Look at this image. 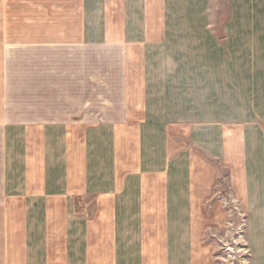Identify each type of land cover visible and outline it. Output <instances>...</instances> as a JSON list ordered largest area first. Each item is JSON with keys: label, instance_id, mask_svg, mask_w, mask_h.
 <instances>
[{"label": "crops", "instance_id": "obj_1", "mask_svg": "<svg viewBox=\"0 0 264 264\" xmlns=\"http://www.w3.org/2000/svg\"><path fill=\"white\" fill-rule=\"evenodd\" d=\"M207 4L189 0L185 13ZM143 13L144 0L71 5L72 62L89 71L38 49L63 36L0 38V264H208L184 201L190 153L168 156L169 129L194 122L206 151L232 161L228 182L251 208V264H264V0H235L220 26L157 23L155 12L147 25ZM149 159L156 199L144 203ZM75 194L96 203H68Z\"/></svg>", "mask_w": 264, "mask_h": 264}, {"label": "rangeland", "instance_id": "obj_2", "mask_svg": "<svg viewBox=\"0 0 264 264\" xmlns=\"http://www.w3.org/2000/svg\"><path fill=\"white\" fill-rule=\"evenodd\" d=\"M76 1L59 0L57 1L59 5H56V0H0V38L8 39L16 35L20 39L19 41H22L19 45H23L26 40L40 35L54 41L62 40L63 36L67 40L66 42L71 44L66 43L65 46L38 49L42 50L44 54L59 55L60 58L64 59L66 72L89 71L91 70L89 65L72 62L74 57L78 56V50L72 46L74 44L72 42L79 33L67 26L72 21V16L69 14L70 7ZM188 2L189 0H144V22L147 25L153 22L154 17L150 15L152 12L165 17L164 21L157 23H210L213 26H220L232 22V4L235 0H207L206 9L202 10L200 7L195 19H193L194 16L191 17L185 13ZM28 17L33 18L38 24L25 25L28 22ZM73 18L76 16L73 15ZM41 20L47 25L60 23L64 27H54L52 28L53 32H44L40 30L45 27L44 24H40ZM33 27L39 28L38 32L31 31ZM23 30L28 31L24 32ZM25 50L22 49L21 51ZM50 67L55 68V65H50ZM97 71L100 72L101 70L98 69ZM50 78L51 76L47 77V83H55V80L51 81ZM65 82L68 81L65 80ZM22 90L18 87V93ZM194 123L192 131L189 129V124L186 129H169L173 137L171 143L168 144V156H173V154L177 156L178 148L188 150L191 157L192 173H195L194 181L192 179L189 187L188 199L186 195L184 197V201L189 205V215L194 221L190 225L193 245L199 253H201V248L205 251L202 261L205 262L204 257L208 256V264H251L252 256L248 240L251 232L248 224L251 216L250 204L236 187L237 193H235L228 182L229 173H234L235 169L224 163H231L232 161H223L213 157L208 149L211 147L210 143L207 146V142L205 146L208 151H206L201 143L202 135H200L203 125L199 122ZM204 140H206L205 137ZM154 149L157 151L156 146L149 148V156H153ZM157 152L160 153L162 162L164 161L163 167L167 169L169 160H164V147L159 146ZM151 165L152 161L149 159L145 166L146 172H144L146 189L148 190L142 197L144 203L156 199V193L151 191L153 186ZM212 181L214 188L211 186ZM165 186L166 184L162 182L161 191ZM1 195L3 194L1 193ZM95 198L92 195L75 194L68 196L67 199L68 203H76V206L81 207L82 203H96ZM55 203H62V200L57 198ZM64 203L66 202L64 201ZM178 214H180L179 211ZM183 214L185 213L183 212ZM207 250L208 252H206Z\"/></svg>", "mask_w": 264, "mask_h": 264}]
</instances>
